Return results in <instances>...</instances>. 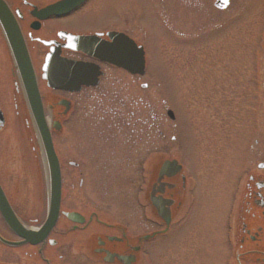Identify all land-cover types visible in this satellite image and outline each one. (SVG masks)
Instances as JSON below:
<instances>
[{
  "label": "flooded vegetation",
  "instance_id": "obj_1",
  "mask_svg": "<svg viewBox=\"0 0 264 264\" xmlns=\"http://www.w3.org/2000/svg\"><path fill=\"white\" fill-rule=\"evenodd\" d=\"M151 2L0 0V264H230L231 254L232 264H264V0H193L208 38V151L235 177L227 207L171 156L154 166L147 202L113 218V178L126 175L137 132L113 108L109 121L93 115L85 96L109 82L103 95L113 97V70L146 76L144 18L164 23ZM130 42L143 51V75L106 60L113 43L127 55ZM63 64L91 66L95 84L52 88L47 68ZM39 112L61 175L57 220L44 234L46 181L33 180L46 176ZM167 161L181 170L162 172ZM91 171L110 185H74ZM91 191L99 201H87Z\"/></svg>",
  "mask_w": 264,
  "mask_h": 264
},
{
  "label": "rangeland",
  "instance_id": "obj_2",
  "mask_svg": "<svg viewBox=\"0 0 264 264\" xmlns=\"http://www.w3.org/2000/svg\"><path fill=\"white\" fill-rule=\"evenodd\" d=\"M151 3L164 23L156 28L152 16L145 15L144 24L149 29L146 76L130 77L113 70V97L103 95L102 90L112 89L109 82L85 96L86 105L95 109L93 115L109 121L110 108H113L118 116L130 120L133 133L139 136L133 135L126 175L113 178V218L117 219L125 217L120 211L130 208L129 204L135 207L136 202H147L149 182L156 178L154 166L164 157L175 158L185 169L183 174L192 172L201 185L208 187L213 203L224 202V208L235 179L220 167V158L212 160L208 151L210 98L204 12L195 13L193 0H153ZM168 110L175 115L173 121L166 115ZM73 138L75 144L76 137ZM64 145L59 147L64 149ZM38 166L43 169L41 162ZM44 178L39 174L36 180L33 178L34 184L36 181L38 186H44ZM80 181L91 188L110 185V178L96 177L94 171L73 177L75 186ZM91 192L87 194V201H99Z\"/></svg>",
  "mask_w": 264,
  "mask_h": 264
},
{
  "label": "water",
  "instance_id": "obj_3",
  "mask_svg": "<svg viewBox=\"0 0 264 264\" xmlns=\"http://www.w3.org/2000/svg\"><path fill=\"white\" fill-rule=\"evenodd\" d=\"M116 34L113 33V41ZM106 60L113 61V65L117 66L126 72L133 75L144 74V54L142 49L136 47L130 42L127 55L123 53L121 47L113 43V57L110 54L106 55ZM48 85L54 89H65L70 91L78 90L81 86H90L95 84L94 78L98 75L93 72L91 66L87 64H63L54 65L47 68ZM167 115L172 119V113L167 112ZM37 137L43 155V162L46 170L47 193H48V215L46 221L38 234H44L52 228L57 219L59 210L60 194H61V177L59 164L55 156L51 137L48 130L43 124L41 112L37 115ZM162 172L177 173L181 167L176 161L165 162L161 167ZM154 204L156 202H153ZM155 207L157 205L155 204ZM66 217L73 220L72 214H65Z\"/></svg>",
  "mask_w": 264,
  "mask_h": 264
}]
</instances>
